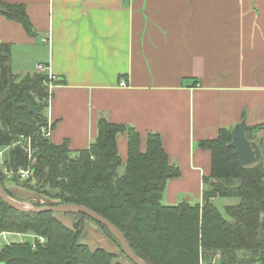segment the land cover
I'll return each mask as SVG.
<instances>
[{
    "label": "crops",
    "instance_id": "1",
    "mask_svg": "<svg viewBox=\"0 0 264 264\" xmlns=\"http://www.w3.org/2000/svg\"><path fill=\"white\" fill-rule=\"evenodd\" d=\"M4 1L25 5L36 30L0 14L14 72L43 64L60 79L46 110L54 143L85 149L102 119L134 127L142 150L159 133L180 169L167 205L202 202L212 152L200 143L221 128L246 119L264 158V0ZM118 146L126 161L127 131Z\"/></svg>",
    "mask_w": 264,
    "mask_h": 264
},
{
    "label": "trees",
    "instance_id": "2",
    "mask_svg": "<svg viewBox=\"0 0 264 264\" xmlns=\"http://www.w3.org/2000/svg\"><path fill=\"white\" fill-rule=\"evenodd\" d=\"M0 14L20 23L29 36H36L25 5L0 0ZM50 82L46 72L20 78L12 66V44L0 42V150H7L8 168L31 167L30 177L17 181L39 196L36 206L76 203L98 212L150 264H216L217 256L221 264H264V241L259 238L264 217V158L242 165L230 144L233 129L221 128L215 138L200 143L212 152L202 202L167 205L163 202L167 182L179 176L180 169L171 161L160 134L149 132L142 150L134 127L102 119L89 147L73 152L68 140L56 144L41 136L48 119ZM125 131L126 161L118 146V134ZM253 131L254 127L246 131L252 141ZM22 135L34 136L36 151L31 158L19 143ZM0 179L4 185L1 164ZM220 196L239 199L226 205L228 217L212 200ZM57 214L72 217L73 226ZM85 221L100 226L125 254L118 237L84 213L19 211L0 197V234L46 237L36 248L30 241L4 244L0 264H121L114 253L103 247L91 249L81 240Z\"/></svg>",
    "mask_w": 264,
    "mask_h": 264
},
{
    "label": "water",
    "instance_id": "3",
    "mask_svg": "<svg viewBox=\"0 0 264 264\" xmlns=\"http://www.w3.org/2000/svg\"><path fill=\"white\" fill-rule=\"evenodd\" d=\"M1 11H5L1 9ZM248 129V124L246 119H243L238 123L233 129V140L230 143L231 146L235 149V154L238 157L239 162L242 165H251L263 159L262 151L257 142L248 139L246 131ZM264 161V159H263ZM17 168H14L16 171ZM0 197L9 205L14 207L19 211H30L36 213L43 212H73V213H84L87 216L91 217L93 220L101 223L106 226L113 234H115L121 246L127 255V257L133 261L135 264H150L138 256L133 248L130 246L128 240L122 233V231L114 225L110 220L99 214L98 212L80 204L76 203H62L58 205H44V206H27L24 203L12 198L5 190L3 183L0 179ZM259 238L264 241V217L261 221V226L259 229Z\"/></svg>",
    "mask_w": 264,
    "mask_h": 264
},
{
    "label": "rangeland",
    "instance_id": "4",
    "mask_svg": "<svg viewBox=\"0 0 264 264\" xmlns=\"http://www.w3.org/2000/svg\"><path fill=\"white\" fill-rule=\"evenodd\" d=\"M22 63L18 59L16 61V65ZM33 68V66H32ZM37 72L44 73L42 70L37 69ZM33 73V72H28ZM27 75L26 74H20V78H23ZM7 151V150H6ZM1 164V163H0ZM2 170L5 174L4 179V188L7 187L11 193V197L24 203L27 206H34L35 201L39 199V196L35 194L32 190H29L27 188H24L20 185V183L17 181L18 179H21L20 175L13 171L12 173H8L5 170V166L1 165ZM123 170V167L121 168ZM239 199L235 197H217L215 200L216 206L223 212V214L228 217V214L226 213L225 207L229 204H235L238 203ZM41 203H44V200L40 201ZM195 203V202H193ZM57 216L68 226H73L74 220L72 217L64 215V214H57ZM84 231L85 233L81 240L88 244V246L91 249H95L97 247H103L107 249L108 251L114 253L116 255V259L121 264H135L133 261H131L121 250V247L119 246L118 242L114 240L112 237L108 236L100 226H98L96 223L92 221H85L84 224ZM35 239V235L33 233H26V234H20V233H6L0 235V247L8 242H17V241H33ZM218 256L213 261V263L216 262V264H221L218 261ZM232 264H242L240 262L232 263Z\"/></svg>",
    "mask_w": 264,
    "mask_h": 264
},
{
    "label": "built area",
    "instance_id": "5",
    "mask_svg": "<svg viewBox=\"0 0 264 264\" xmlns=\"http://www.w3.org/2000/svg\"><path fill=\"white\" fill-rule=\"evenodd\" d=\"M38 68L40 69V71L42 70L43 72H46V70H47V67L45 65H43V64H39ZM49 76L51 78V82L49 83V88H50L49 101H50L51 100V93H52V91H51L52 80L55 79V77L50 75V74H49ZM120 85L121 86H126V81L122 80L120 82ZM52 126H53L52 121L50 119H47V124L42 126L41 136L49 138L50 135H51V132H52ZM19 143L24 147V149L27 152L29 158L33 157V154L36 151V147H34V143H35L34 136H32V135L31 136L22 135L21 138H20ZM5 153H6V149L0 150V163H1V165L5 166L6 172L12 173L14 170H12L11 168H8V166L5 163ZM16 172L20 175L21 179H28L30 177V175L32 174L31 167L18 168L16 170ZM212 200H214V198H212ZM6 233H11V232H3L1 234H6ZM34 235H35V239L33 241H30L33 248H36L38 246V244H43V243L46 242V237L45 236L38 235V234H34ZM21 242H24V241H21ZM8 243H10V242H8Z\"/></svg>",
    "mask_w": 264,
    "mask_h": 264
}]
</instances>
